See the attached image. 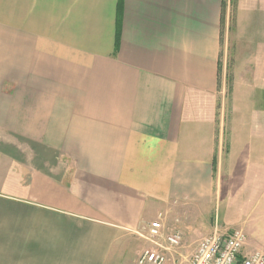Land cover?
Wrapping results in <instances>:
<instances>
[{
  "label": "crops",
  "instance_id": "crops-1",
  "mask_svg": "<svg viewBox=\"0 0 264 264\" xmlns=\"http://www.w3.org/2000/svg\"><path fill=\"white\" fill-rule=\"evenodd\" d=\"M225 10V0L0 7V264H109L122 238L163 224L174 203L257 187L264 135L221 146ZM256 222L233 226L258 232Z\"/></svg>",
  "mask_w": 264,
  "mask_h": 264
},
{
  "label": "rangeland",
  "instance_id": "rangeland-1",
  "mask_svg": "<svg viewBox=\"0 0 264 264\" xmlns=\"http://www.w3.org/2000/svg\"><path fill=\"white\" fill-rule=\"evenodd\" d=\"M225 1L218 100L223 126L221 146L226 154L235 135L241 133L246 136L252 131V137L254 134L264 135V8L249 0V10L242 9L237 14L235 0ZM7 2L9 0H0V7ZM235 143L238 146L234 149L243 148L244 142L237 140ZM261 149L264 150V142L258 144V150ZM224 191L220 197L217 196L215 205L174 203L168 209L163 221L164 233L178 232L181 242L177 248L168 250L164 264H185L197 241L209 234L215 225L237 228L234 223L242 219L252 225L258 220V232L254 228L245 230L248 235L246 249L264 250V219L261 218L264 216V178L253 191L242 190L239 193L237 190L240 198L231 202ZM148 224L122 238L109 264H136L138 252L151 247L144 238Z\"/></svg>",
  "mask_w": 264,
  "mask_h": 264
},
{
  "label": "built area",
  "instance_id": "built-area-1",
  "mask_svg": "<svg viewBox=\"0 0 264 264\" xmlns=\"http://www.w3.org/2000/svg\"><path fill=\"white\" fill-rule=\"evenodd\" d=\"M144 238L151 244L142 249L136 264H164L166 253L181 242L178 232L165 234L160 219L150 222ZM247 235L242 228H220L200 238L185 264H264V251L247 250Z\"/></svg>",
  "mask_w": 264,
  "mask_h": 264
}]
</instances>
